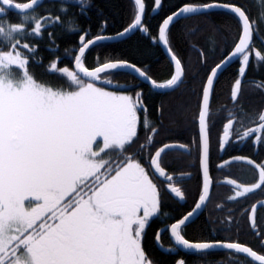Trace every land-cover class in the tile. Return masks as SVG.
Returning a JSON list of instances; mask_svg holds the SVG:
<instances>
[{
	"label": "snow or ice",
	"instance_id": "1",
	"mask_svg": "<svg viewBox=\"0 0 264 264\" xmlns=\"http://www.w3.org/2000/svg\"><path fill=\"white\" fill-rule=\"evenodd\" d=\"M37 3L38 0L24 3L0 0V264H152L141 246V238L150 218L158 214L161 201L149 171L158 179L163 177L171 193L183 200L184 193L173 182V176L166 174L163 158L177 148L191 153L186 145L173 143H165L151 152L149 149L156 143L154 137L158 129L150 126L142 94L137 93L134 99L131 95L97 86V82L110 85L117 73L131 70L148 81L152 88L175 90L184 83L182 62L168 47L174 72L163 83H158L146 70L127 61L98 63L89 69L82 62L86 50L113 37L98 35L94 40H86L82 35L72 70L51 64L50 70L67 78L70 90L40 83L28 71L29 58L22 51L30 46L21 43L27 35H39L47 26L35 16L28 15V10H33ZM133 3V22L118 33L120 37L134 30L147 31L142 26L145 0H133ZM154 4L160 6L161 0H154ZM213 8H224L234 14L240 22V34L234 51L210 68L201 85L196 122L204 177L202 193L192 211L171 224L170 232L175 243L186 250L203 253L224 248L246 254L264 264V254L239 241L194 243L182 234V226L209 198L208 121L214 81L223 65L237 56L241 58L239 76L245 75L253 51L250 45L254 24L245 9L235 4L212 2L185 4L164 19L159 27V40L167 47L169 38L166 31L170 23L187 14L204 13ZM11 9L20 14V23L12 24L2 19ZM259 19L264 22V14ZM58 20L57 17L52 22ZM28 23L34 25L30 33ZM255 57L264 61V53L260 51H255ZM257 87L264 88V83ZM241 92L242 81L237 78L231 89L232 101L238 102ZM138 109L145 113V131L152 133L147 137V143L141 145V149L147 152L142 158L147 159L148 168L127 154V147L138 136ZM229 116H232L231 112ZM257 119L256 127L247 128L242 135L237 133L239 140L254 136L259 130L255 142L264 143V112H260ZM233 125L234 119L229 118L224 126L221 149L233 134ZM233 160H246L253 165L258 171V182L249 186L235 180L228 181L236 188L230 199L264 188V163L234 157L219 167L224 168ZM184 178L182 175L179 179ZM255 211L256 206L253 205L251 212ZM249 220L257 236L264 235L257 231L254 216H249ZM160 238L161 233L158 232L157 243ZM260 243L264 245V239ZM179 264L185 262L181 260Z\"/></svg>",
	"mask_w": 264,
	"mask_h": 264
},
{
	"label": "trees",
	"instance_id": "2",
	"mask_svg": "<svg viewBox=\"0 0 264 264\" xmlns=\"http://www.w3.org/2000/svg\"><path fill=\"white\" fill-rule=\"evenodd\" d=\"M16 2L24 3L27 0ZM212 2L235 4L245 9L254 24L250 45L253 51L242 79V92L238 96V102L232 101L231 89L235 80L240 78L241 58L228 66L214 84L208 121L209 172L213 188L203 212L184 227L183 235L190 241H239L264 254L261 238L255 236L256 232L251 230L246 219L243 222L237 221L235 216L234 220L231 219L234 214L228 209L235 200L230 199L232 188L225 182L232 167H245L251 171L249 180L231 174L232 178L240 182H255L258 178L257 172L241 162L225 165L224 168L219 167V153L222 152L219 150L220 136L223 126L231 117L235 119L234 131L222 152L223 157L230 156L231 153L240 154L250 157L258 164L264 163V143L255 142V135L260 134L259 130L254 136L246 137L243 141L237 138V133L242 135L247 128L256 127L259 123L258 114L264 112V88L257 87L258 84L264 83V61H258L255 57V51L264 53V22L259 19L264 14V0H161L157 10L153 9L154 0H145L146 10L142 26L147 29L146 32L137 30L125 39L100 42L97 46H91L86 50L82 62L90 69L98 66V63L127 61L146 70L158 83L166 82L173 74V69L157 42L161 22L185 4ZM134 12L133 0H83V3L81 0H43L36 9L28 12V15L35 16L47 26L39 35H27L21 40L22 44L27 43L30 46L29 49H22L29 58L28 71L40 83L70 90L67 78L50 70L51 64L56 63L58 68L67 67L72 70L74 57L82 43L80 36L83 35L89 40L98 35L116 34L131 24ZM45 17L52 19L45 20ZM57 17L59 20L53 23ZM2 19L12 24L21 22L20 14L12 11H7ZM33 26L32 23L27 24L29 33ZM240 28V22L234 14L218 10L174 22L166 31L169 38L168 47L181 60L185 73L184 83L175 90L155 92L125 72H119L112 77L113 83L110 85L97 82L98 86L124 92L134 99L137 93L142 94L141 99L147 110L150 126L158 129V134L154 137L156 143L149 149L151 152L154 153L165 143L175 142L186 145L191 153L173 150L163 158L166 174L188 173L185 179L175 180L184 193L183 203L172 198L164 189V183L149 171L153 183L157 185L161 201L158 214L150 218L141 238V246L152 264H177L181 260L185 264H256L230 251H181L172 247L164 234H161L160 244L165 248L169 245L170 250L166 248L165 252L161 251L155 243L157 230L164 224L179 220L190 211L201 193L202 177L196 122L201 85L206 80L210 68L218 64L233 48L239 38ZM229 112H233V116L228 117ZM144 115V110L138 109V136L131 146L127 147V154L139 159L145 168H148L147 159L142 158L147 152L141 149V145L147 143V137L152 133L145 131L143 127ZM232 148L234 152L230 151ZM262 193L264 188L246 194V207L264 196Z\"/></svg>",
	"mask_w": 264,
	"mask_h": 264
},
{
	"label": "water",
	"instance_id": "3",
	"mask_svg": "<svg viewBox=\"0 0 264 264\" xmlns=\"http://www.w3.org/2000/svg\"><path fill=\"white\" fill-rule=\"evenodd\" d=\"M42 2H43V0H38V3H37V5L34 6V9H36V8H37ZM198 5H202V4H198ZM183 6H184V5H183ZM183 6H181V7H183ZM158 7H159V6L154 5L153 9H154V10H157ZM181 7H180V8H181ZM180 8H179V9H180ZM34 9H33V10H34ZM179 9H177L175 12H178ZM215 10H218V11H228V10H226V9H224V8H213V9H209V10H207V12H208V11H215ZM8 11H12V12H14V13H18V11L15 10V9H11V10H8ZM30 11H32V10H28V12H30ZM228 12H229V11H228ZM173 13H174V12H173ZM18 14H19V13H18ZM199 14H201V13H199ZM170 15H172V14H170ZM193 15H197V14H187L186 17H190V16H193ZM144 16H145V13H144L143 16H142V22H143ZM168 16H169V15H168ZM168 16H167V17H168ZM167 17H166V18H167ZM166 18H164V19H166ZM182 18H185V17L178 18V19L174 20V22H176L177 20L182 19ZM132 22H133V21H132ZM174 22L170 23V24H169V27H170ZM162 23H163V21L161 22L160 26L162 25ZM129 25H130V24H129ZM129 25H128V26H129ZM128 26H127V27H128ZM160 26H159V27H160ZM124 29H125V28H124ZM124 29H123V30H124ZM123 30H122V31H123ZM122 31H120V32H122ZM136 31H137V30L131 31V32H129V33H126L123 37L118 36V33H120V32H118V33H116V34H113V35H104V36H111V37H113V39H111V40H104V41H101V42H105V41H119V40H122V39H125V38L129 37L130 35H132V34H133L134 32H136ZM142 32H144V31H142ZM95 38H96V37L91 38V39H89V40H94ZM157 42H158V45L160 46L161 50L163 51L164 55H165L166 58L168 59L169 63L171 64L172 69H173V72H174V62H170V54H169L168 51H167L168 46L166 47V46L163 44V42L159 40V28H158V33H157ZM237 42H238V40H237ZM237 42H236V43H237ZM90 47H91V46H90ZM234 48H235V45L233 46V48L230 50V52H229V53H228V54H227V55H226L221 61L225 60L228 56H230V54L234 51ZM77 54H78V52H77ZM77 54H76V55H77ZM172 54H173V53H172ZM239 58H240L239 56L234 57V58H232L230 61H228L227 63H225V64L223 65L222 69L219 70V75H220V74H221V73H222V72H223L228 66H230L232 63H234V62H235L236 60H238ZM221 61H220L219 63H221ZM111 62H116V61H111ZM74 63H75V61L73 62L72 69L74 68ZM219 63H218V64H219ZM214 67H215V66H214ZM247 67H248V66H247ZM247 67H246V71H247ZM94 68H95V67H94ZM138 68H139V67H138ZM90 69H93V68H90ZM246 71H245V73H246ZM122 72H125V73H128V74L132 75V76L135 77L138 81H140L141 83H144L145 85H147L149 88H151V89H152L153 91H155V92L165 93V92L172 91V90H160V89L152 88L151 84H150L148 81H146V80H144L143 78L139 77L136 73L132 72L131 70H126V71H122ZM219 75H218V76H219ZM243 77H244V76H243ZM243 77L240 78L241 81H242ZM217 78H218V77H217ZM217 78L215 79L214 84H215ZM210 100H211V96H210ZM225 125H226V124H225ZM223 128H224V127H223ZM198 135H199V140H200L199 126H198ZM229 138H230V137H229ZM229 138H228V140H229ZM223 139H224V131H223L222 136H221V138H220V145H221V142L223 141ZM173 144H176V143H173ZM220 149H221V147H220ZM174 150H178V151L185 152L183 149H179V148L174 149ZM171 151H172V150H171ZM234 157H244V156H234ZM234 157L228 158V159H226V160H232V158H234ZM246 158H247V157H246ZM248 159H249V158H248ZM224 161H225V160H224ZM224 161H222V162L220 163V165H221ZM236 161H240V162L247 163L246 160H233L232 162H236ZM247 164H248V163H247ZM249 165L252 166L253 168H255L253 165H251V164H249ZM199 166H200V171H201V174H202V183H203V179H204V177H203V173H202V168H201L200 158H199ZM208 168H209V158H208ZM255 170H256V169H255ZM257 172H258V171H257ZM209 177H210V173H209ZM159 179L165 181V179H164L163 177H161V178H159ZM210 180H211V178H210ZM257 182H258V180H257ZM257 182H256V183H257ZM212 183H213V182H212V180H211L209 197H210V193H211L212 186H213ZM239 184H240V183H239ZM249 186H250V185H249ZM257 190H258V189H257ZM257 190H254L253 192H255V191H257ZM170 192H171V191H170ZM201 193H202V190H201ZM171 195H172V197L175 198L176 200H179L180 202H182V200H181L180 198L176 197L174 193H171ZM200 195H201V194H200ZM208 200H209V198H208ZM208 200L202 205L201 209H199V210L193 215V217L190 219V221H189V222H186V225L189 224L190 222H192L194 219H196V218H197V217L203 212V210H204V208H205V206H206ZM197 202H199V197H198L196 203H197ZM196 203H195V204H196ZM195 204H194V206L192 207V209L195 207ZM254 205L256 206V210H257L259 207H261L262 205H264V200H260V201L256 202ZM192 209H191L190 211H192ZM190 211H189V212H190ZM187 213H188V212H187ZM187 213H186L185 215H187ZM254 213H255V212H254ZM254 213H252V212L250 211V216H254ZM185 215H184V216H185ZM184 216H182L180 219H182ZM180 219H179V220H180ZM179 220H178V221H179ZM178 221H176V222H178ZM176 222H174V223H176ZM172 224H173V223H172ZM186 225H184V226H186ZM170 226H171V225H170ZM170 226H169V227H166V226L161 227V228L157 231V233L160 232V233L162 234L166 229H168V233H169L170 239H171L173 245H174L178 250H181V251H188V252H196L195 250H186V249H184L182 246L177 245V244L175 243V241H174V238L171 237ZM182 227H183V226H182ZM162 230H163V231H162ZM155 243H156L157 247H158L161 251H164V252H165V248L161 246L160 242L157 243V241H156V236H155ZM194 243H195V242H194ZM205 251H230V252H235V253H237L235 250H227V249H224V248H215V249L205 250ZM237 254H240V255H242V256L247 257V255H246V254H243V253H237ZM247 258H249L250 260H252L250 257H247ZM252 261L255 262L256 264H259V262H257V261H254V260H252Z\"/></svg>",
	"mask_w": 264,
	"mask_h": 264
},
{
	"label": "flooded vegetation",
	"instance_id": "4",
	"mask_svg": "<svg viewBox=\"0 0 264 264\" xmlns=\"http://www.w3.org/2000/svg\"><path fill=\"white\" fill-rule=\"evenodd\" d=\"M232 113V116H233V112H231ZM228 117H230L229 116V114H228ZM231 118H233V117H231ZM229 119V118H228ZM234 119V118H233ZM228 121V120H227ZM234 122H235V119H234ZM227 123V122H226ZM231 138H232V135H231ZM226 149V145H225V147H224V149L222 150V152H224V150ZM234 150V148H232V149H230V151L232 152ZM259 150V149H258ZM235 151V150H234ZM233 151V152H234ZM262 151H263V149H262ZM219 153V157L221 158L220 159V162L221 161H223V160H225V159H228V158H231V157H234V156H244V155H240V154H230V156H226V157H223V153ZM244 157H247V156H244ZM247 158H249V159H251L250 157H247ZM252 160V159H251ZM254 161V160H253ZM219 162V163H220ZM232 163H234V162H232ZM232 163H230V164H232ZM258 164V163H257ZM251 167V166H250ZM251 168H253V167H251ZM151 172V171H150ZM231 174L233 175V176H239V177H241L243 180H249L250 179V177H251V171L248 169V168H235V167H232L231 168ZM231 174L227 177V180L225 181L227 184H229V185H231V188H232V190H231V194H230V196L232 197V196H234L235 195V191H236V188H235V186L234 185H232L231 183H229L228 181H230V180H235V181H237L238 183H240V184H244V185H252V184H254V183H256L257 182V180L255 181V182H250V183H246V182H240V181H238V180H236V179H234V178H232L231 177ZM167 175H172L173 176V178H174V183H175V185L177 186V187H179L180 188V184H178V183H176L177 181H175V180H177L178 178H180L182 175L184 176V177H186L187 175H188V173H172V174H167ZM185 179V178H184ZM163 183H164V189L166 190V192L172 197V195H171V192H170V189H168V187H167V182L166 181H164L163 180ZM181 189V188H180ZM259 190V189H258ZM257 190V191H258ZM256 192V191H255ZM252 193H254V192H252ZM248 194H250V193H248ZM264 193H262V195H263ZM246 196V195H245ZM245 196L244 197H239V198H237V199H234L235 201L232 203V204H230V208L228 209V211H230L231 213H233L234 215H231V219L232 220H234L235 219V217L237 218V221L239 220V222L241 221V222H243L244 221V219H246V221H247V223H248V225H249V227L251 228V226H250V220H249V216H250V211H251V209H252V207H253V205L256 203V202H258V201H260V200H264V196H261V197H259L258 198V200H256L254 203H252L249 207H246L247 206V204H248V201L246 200V198H245ZM173 198V197H172ZM175 199V198H174ZM176 200V199H175ZM179 203H183L184 202V199L182 200V202H180L179 200H177ZM233 205V206H232ZM189 212V211H188ZM187 213V212H186ZM185 213V214H186ZM184 214V215H185ZM183 215V216H184ZM235 216V217H234ZM254 219H255V224H256V226H257V231H259L260 233H264V205H262L261 207H259L256 211H255V213H254ZM172 223H167V224H164L163 226H166V227H169L170 225H171ZM163 226H161V227H163ZM184 227L185 226H183L182 227V234H183V230H184ZM251 230H252V228H251ZM253 231V230H252ZM254 232V231H253ZM255 233V232H254ZM162 234H164L167 238H166V240L168 241V243H170L171 245H172V247H175L174 245H173V243H172V241H171V239H170V236H169V233H168V229H166ZM255 236H257V234L255 233ZM257 237H260L261 239H264V235H262V236H257ZM190 241V240H189ZM212 241H217V240H211V241H190V242H212ZM219 241H223V240H219ZM245 245V244H244ZM246 246H248V245H246ZM264 246V245H263ZM166 248H167V250H170V246L169 245H167L166 246ZM176 248V247H175ZM235 253V252H234Z\"/></svg>",
	"mask_w": 264,
	"mask_h": 264
},
{
	"label": "rangeland",
	"instance_id": "5",
	"mask_svg": "<svg viewBox=\"0 0 264 264\" xmlns=\"http://www.w3.org/2000/svg\"><path fill=\"white\" fill-rule=\"evenodd\" d=\"M98 86V85H97ZM106 90H108V91H112V90H109V89H106ZM115 92H117L118 94H124V95H127L126 93H124V92H119V91H115ZM99 139V138H98ZM102 146V145H101ZM180 262V261H179ZM179 262H177V264H179Z\"/></svg>",
	"mask_w": 264,
	"mask_h": 264
}]
</instances>
